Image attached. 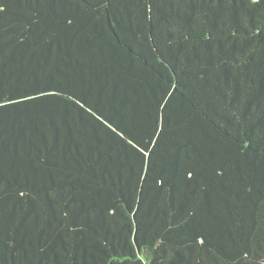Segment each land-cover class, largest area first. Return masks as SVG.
<instances>
[{"label": "trees", "instance_id": "1", "mask_svg": "<svg viewBox=\"0 0 264 264\" xmlns=\"http://www.w3.org/2000/svg\"><path fill=\"white\" fill-rule=\"evenodd\" d=\"M0 264H264V0H0Z\"/></svg>", "mask_w": 264, "mask_h": 264}]
</instances>
